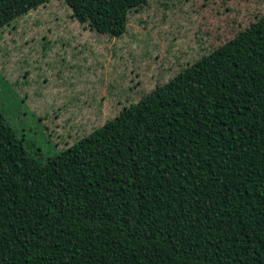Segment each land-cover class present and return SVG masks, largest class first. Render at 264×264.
I'll list each match as a JSON object with an SVG mask.
<instances>
[{"label": "trees", "instance_id": "1", "mask_svg": "<svg viewBox=\"0 0 264 264\" xmlns=\"http://www.w3.org/2000/svg\"><path fill=\"white\" fill-rule=\"evenodd\" d=\"M21 139L0 264H264V15L70 146Z\"/></svg>", "mask_w": 264, "mask_h": 264}, {"label": "rangeland", "instance_id": "2", "mask_svg": "<svg viewBox=\"0 0 264 264\" xmlns=\"http://www.w3.org/2000/svg\"><path fill=\"white\" fill-rule=\"evenodd\" d=\"M261 15L264 0H49L1 26L0 184L37 165L22 134L64 149Z\"/></svg>", "mask_w": 264, "mask_h": 264}]
</instances>
